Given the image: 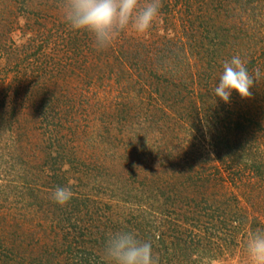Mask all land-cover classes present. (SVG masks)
<instances>
[{"label": "trees", "instance_id": "1", "mask_svg": "<svg viewBox=\"0 0 264 264\" xmlns=\"http://www.w3.org/2000/svg\"><path fill=\"white\" fill-rule=\"evenodd\" d=\"M166 1L184 6L180 30L150 41L129 38L120 50L125 61L118 67L101 63L82 68L92 85L108 78L128 91V98L114 107L122 117L127 109L140 128L132 131L138 146L125 148L117 156L94 140L91 152L82 156L77 148L64 149L67 132H60L59 126L55 135L65 141L57 142L61 150H53L55 144L48 146L43 136L28 130L25 116L31 115L30 108L22 111L14 102L1 110L0 139L5 143L0 142V264H104L105 238L121 230H132L141 240L151 241L159 264L196 262V255L210 246V227H219L227 215L218 211L223 201L208 193L211 181L202 176L203 169L194 170L188 159L175 161L174 156L188 154V148L180 151L172 142L181 129L191 134L204 126V133L211 131L212 148L220 159L227 147L222 144L230 134L244 135L242 117L233 106L227 129L218 121L213 126L214 115H208L207 107L214 94L204 80L212 75L215 84L223 62L234 55L248 61L249 72L254 71L249 65L263 53H257L251 27L255 32L253 19L259 13L264 15V0H197L194 9L193 0ZM9 8L0 1V54L14 31V20L6 14L11 12ZM201 26L209 28L211 37L203 36ZM203 37L210 38L207 44ZM44 45L41 41L31 50L29 42H24L19 49L36 54ZM68 66L58 65L55 72L75 74L76 68ZM25 81L28 85L22 95L33 103L34 112L43 105L45 99L38 98L46 90L41 85L37 91L34 86V92L31 81ZM56 92H51L52 101L65 104ZM104 106L100 107L103 114L107 112ZM110 113L114 110L107 115ZM140 113L142 120L137 118ZM111 122L114 124L109 120L103 126L107 131ZM134 154H139L142 163L131 162ZM57 187L73 192L64 205L51 199ZM8 203L15 204L14 208L4 210ZM209 205L215 209L210 210Z\"/></svg>", "mask_w": 264, "mask_h": 264}, {"label": "rangeland", "instance_id": "2", "mask_svg": "<svg viewBox=\"0 0 264 264\" xmlns=\"http://www.w3.org/2000/svg\"><path fill=\"white\" fill-rule=\"evenodd\" d=\"M0 1L10 7L11 12L6 11V14L11 20H14L12 25L14 31L9 35L10 40L6 41L7 46L4 53L0 54V114H2L1 110L5 105L14 102H17L19 107L21 106L22 111L30 108L31 115L25 116L28 128H30L28 130L38 133L41 138L43 136L45 144L48 146L50 144L51 147L55 144L53 150L57 151L61 150L58 143L63 144L65 141L55 135L59 126H61L59 127L60 132H67L65 133L67 140L64 149L77 148L82 156L91 152L94 140H98L97 144L103 149L116 152L117 156H121L125 148L133 145L138 146L139 143L132 131L140 128L129 117L127 109L122 117V113L114 107L117 102L128 98V91L124 87L121 88L117 81L113 82L108 78L99 79L94 86L91 84L93 83L91 77H87L85 69L82 68L101 63H109L113 67H118L125 61L121 57L123 55L120 50H123V46L125 47L129 38H143L150 41L161 34L170 35L180 30L179 18L185 15L184 12H181L184 6L172 5L166 0L162 1L160 15L146 34H137L129 29L121 33L111 46L104 50H97L89 33L72 31L66 25L60 10L62 0ZM194 1L193 9L198 3L197 0H193V3ZM139 2L143 5L145 0H139ZM1 11L0 9V14ZM200 12L198 14H201ZM253 20H255L253 24L255 32L252 27L251 29L256 37L254 45L255 48H258L257 53L263 54L256 58L254 66L249 65L254 69L252 73L257 69L261 71V76L257 78V81H254L253 87L250 89L251 95L241 98L238 93L233 91L228 103L214 96L208 101L207 107L208 115L211 113L214 115L213 126L218 121L219 126L221 125L224 130L227 129L230 122V108L233 106L239 110L238 113L243 121L242 129L246 130L244 135L232 137L230 134V139L222 144L227 147L220 153V159L216 157L212 148L214 143L211 139V131L207 129L204 133V126L191 134H187L181 129L172 142V145L176 142L175 146H179L180 151L184 148L189 149V151L186 150L190 157L188 154L181 157L174 156L175 161L182 162V159H188L192 162L194 170L203 169L202 176L211 181V187L207 189L208 193L212 192V199L223 201L218 211L227 214V218L221 216L223 223L219 227H210V232L213 233V237L210 236V246L206 251L196 255L199 258L196 262L188 264H247L244 253L246 235L251 230L264 228V83L259 85L264 82V15L259 13ZM172 21L174 27H172ZM193 24L197 26V22H193ZM200 29L203 36L208 34L211 37L209 28L201 26ZM88 36L90 38H87ZM85 37L87 40L84 39ZM203 39L207 44L206 41L208 42L210 38L203 37ZM41 41L45 45L36 54L19 49L24 42H29L31 50L36 49ZM254 56L256 57L257 54ZM247 63L248 61H246V65H248ZM67 64L76 68L75 74L55 72L58 65L60 67ZM211 76L204 80V85L213 90L214 78ZM25 80L31 81L29 87L34 92V86L37 91H40L38 87L41 85V90H46L45 94H41L38 98V100L45 99L42 102L43 105H39L37 110L34 109V112H32L33 103H29L25 99L27 95H22L24 87L28 85L22 82ZM54 89L55 92L56 89L58 90L61 98L63 96L62 100L65 101V104L52 101H55L51 95ZM58 93L56 92L57 95ZM149 101L150 99H148ZM101 105H105L107 110L104 114L101 113ZM109 110L111 112L114 110V114L107 115ZM139 111L142 112L141 109ZM137 118L142 120V113ZM109 120H112L114 124L111 122L108 125L110 130L107 131L103 126L106 123L109 124ZM232 131L234 132L235 129ZM0 142H2L1 144L5 143L2 139ZM0 154L3 155V151H0ZM138 156L139 154H134L131 162L142 163V159ZM73 157L75 158V155ZM116 159L118 160V158ZM98 180L93 179L96 182ZM14 205L11 206L8 203L4 210H10L14 208ZM207 207L211 208L210 210L215 209L211 205ZM168 217L171 218V216Z\"/></svg>", "mask_w": 264, "mask_h": 264}, {"label": "clouds", "instance_id": "3", "mask_svg": "<svg viewBox=\"0 0 264 264\" xmlns=\"http://www.w3.org/2000/svg\"><path fill=\"white\" fill-rule=\"evenodd\" d=\"M162 0H62L61 14L72 31L89 33L97 50L111 46L121 33L131 29L146 34L160 15ZM259 69L250 73L246 61L239 55L225 60L214 84L213 93L225 103L235 91L241 98L251 95ZM73 197L67 187H57L51 199L64 205ZM247 264H264V228L247 233L244 241ZM104 264H159L151 241L141 240L132 230L109 233L103 246Z\"/></svg>", "mask_w": 264, "mask_h": 264}]
</instances>
